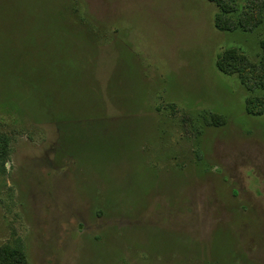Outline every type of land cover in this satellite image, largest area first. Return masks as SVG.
<instances>
[{"label": "rangeland", "instance_id": "1", "mask_svg": "<svg viewBox=\"0 0 264 264\" xmlns=\"http://www.w3.org/2000/svg\"><path fill=\"white\" fill-rule=\"evenodd\" d=\"M232 50L262 76L264 0H0V264H264Z\"/></svg>", "mask_w": 264, "mask_h": 264}, {"label": "trees", "instance_id": "2", "mask_svg": "<svg viewBox=\"0 0 264 264\" xmlns=\"http://www.w3.org/2000/svg\"><path fill=\"white\" fill-rule=\"evenodd\" d=\"M211 2H215L217 5H220L223 0H210ZM240 11H241V6L239 7ZM240 11H238V14L240 13ZM232 25L227 27H223L221 25H217V29L219 31H229V32H236V31H242L245 33H254L257 28L259 29V27H261L262 23H257L254 26H249L244 24L242 20L239 21V25L236 26L235 23L230 22ZM240 28V29H239ZM254 31V32H253ZM237 54V52H235V50L232 51H228L224 57H228V60H232V58L234 57V55ZM238 55V54H237ZM234 59L237 60V63L239 64L238 67H235V65L225 67V63L227 62V59H222L219 60L216 64V68L217 71L220 74L229 76V77H234V78H244V76L249 75L252 73V75L255 77L254 83L253 85L249 86V84H245L244 81L242 82V85H244L249 92H251L252 94L249 96L248 100H247V107H246V114L250 117H255V118H259V117H264V71H262V76H259L258 70H256L257 68L254 66H250V69H248V67L245 69L250 73H246L247 71H243L241 69H243L245 66L247 65V62L245 59L240 58L235 56ZM242 67V68H240ZM262 69H264V65L262 66ZM252 70V71H251ZM244 83V84H243ZM6 264H28L25 260V258L21 255H18L16 253H12L11 255H9L6 259Z\"/></svg>", "mask_w": 264, "mask_h": 264}]
</instances>
